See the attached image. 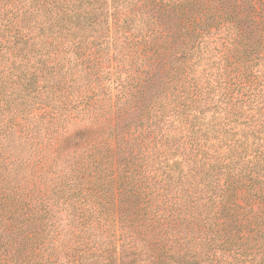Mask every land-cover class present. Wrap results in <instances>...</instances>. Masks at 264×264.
<instances>
[{
	"label": "trees",
	"instance_id": "16d2710c",
	"mask_svg": "<svg viewBox=\"0 0 264 264\" xmlns=\"http://www.w3.org/2000/svg\"><path fill=\"white\" fill-rule=\"evenodd\" d=\"M0 264H264V0H0Z\"/></svg>",
	"mask_w": 264,
	"mask_h": 264
}]
</instances>
